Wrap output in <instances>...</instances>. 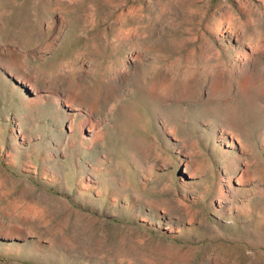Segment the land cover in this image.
<instances>
[{
  "label": "rangeland",
  "instance_id": "1",
  "mask_svg": "<svg viewBox=\"0 0 264 264\" xmlns=\"http://www.w3.org/2000/svg\"><path fill=\"white\" fill-rule=\"evenodd\" d=\"M0 264H264V0H0Z\"/></svg>",
  "mask_w": 264,
  "mask_h": 264
},
{
  "label": "bare ground",
  "instance_id": "2",
  "mask_svg": "<svg viewBox=\"0 0 264 264\" xmlns=\"http://www.w3.org/2000/svg\"><path fill=\"white\" fill-rule=\"evenodd\" d=\"M87 131L90 132L91 133L90 135L94 138L96 131H95V127H94V124L92 123V121H89V125L87 126ZM93 138H91V139H93Z\"/></svg>",
  "mask_w": 264,
  "mask_h": 264
}]
</instances>
